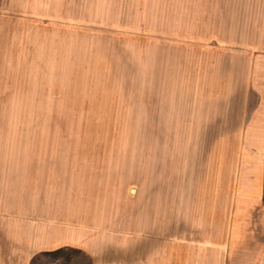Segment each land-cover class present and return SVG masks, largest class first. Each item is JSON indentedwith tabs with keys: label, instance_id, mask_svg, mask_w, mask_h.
<instances>
[{
	"label": "rangeland",
	"instance_id": "rangeland-1",
	"mask_svg": "<svg viewBox=\"0 0 264 264\" xmlns=\"http://www.w3.org/2000/svg\"><path fill=\"white\" fill-rule=\"evenodd\" d=\"M255 109L264 0H0V264H264Z\"/></svg>",
	"mask_w": 264,
	"mask_h": 264
},
{
	"label": "crops",
	"instance_id": "crops-1",
	"mask_svg": "<svg viewBox=\"0 0 264 264\" xmlns=\"http://www.w3.org/2000/svg\"><path fill=\"white\" fill-rule=\"evenodd\" d=\"M245 95L248 96V94H245ZM243 113H245V111ZM249 117H250V121L256 122V123H253L251 130H250V133H249V136H247L250 140L249 142L254 143V144H264V111H262L261 109H258V110L255 109V111L252 110V111L248 112V115L246 114L245 117L243 118L245 123L249 120ZM203 221H205V220H202L201 226H199L197 224V227L198 228L200 227V229L202 230V235L207 234L206 235L207 237H205V240H206L205 244H206V247L209 249L208 250L206 249L205 253H206L207 257L211 258V260L208 259L207 264H229L227 257L230 256L229 252L231 251V249H233V245H234L233 241L234 240L227 238L229 230L227 228L226 221L225 220L223 221L222 217H216V216L215 217L211 216V220L210 221L207 220V223H203ZM221 221H223L224 222L223 225H226V226H223L221 228V225H222ZM203 225H206V228H204ZM213 225H215V226H213ZM210 226H212L211 227L212 228L211 229L212 234H214L215 233L214 231L217 228H219V226H220L219 229L221 231V235L225 237L223 239H218V237L216 240H215V237L212 239L213 246H214L212 248L213 249L212 253L210 252L211 246H210V243H209L210 240L208 237V235H211V233H209ZM216 226H217V228L215 229ZM202 244H203V242H202ZM215 247L217 249H215ZM222 250H224L223 253H221ZM212 260L214 261L213 263H212Z\"/></svg>",
	"mask_w": 264,
	"mask_h": 264
},
{
	"label": "water",
	"instance_id": "water-1",
	"mask_svg": "<svg viewBox=\"0 0 264 264\" xmlns=\"http://www.w3.org/2000/svg\"><path fill=\"white\" fill-rule=\"evenodd\" d=\"M131 191H134L133 189Z\"/></svg>",
	"mask_w": 264,
	"mask_h": 264
}]
</instances>
